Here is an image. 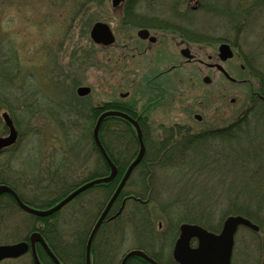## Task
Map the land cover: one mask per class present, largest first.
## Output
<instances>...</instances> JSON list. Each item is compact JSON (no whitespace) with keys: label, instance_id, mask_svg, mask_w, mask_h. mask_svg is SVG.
<instances>
[{"label":"rangeland","instance_id":"1","mask_svg":"<svg viewBox=\"0 0 264 264\" xmlns=\"http://www.w3.org/2000/svg\"><path fill=\"white\" fill-rule=\"evenodd\" d=\"M168 1L174 0H138L134 2H137L135 12L133 6L128 10L145 25L152 23L147 17L151 15L170 22L174 8L166 7ZM179 1L181 5L178 4L175 9L178 12L195 2ZM200 1L199 10L192 11L190 20L203 30L204 33L199 36H207L209 40L201 43L190 40L187 47L194 59L186 61V57L179 53L180 44L158 41L149 45L136 36L140 25L131 29L122 28L120 10H113L110 0H0V74L2 77L5 75L2 69H8L10 73L5 82L4 78L0 79V94L4 93L0 97V113L1 108L7 109L20 133L18 144L0 154V181H14L16 189L27 199L37 193L46 197L42 202L40 198L35 199L38 201L32 203V207L46 209L54 205L57 200L52 198L86 179L94 157L91 154L84 159L83 154L66 150L67 143L58 124L64 119V107L87 100L99 105L114 99H132L133 102L138 101L135 115L140 116L143 104L152 94L142 85L151 80L163 95L147 109L145 127L151 123L147 129L155 130L153 133L160 132L159 126L179 125L195 134L223 126L237 118L247 97L245 88L235 82H227L216 69L207 66L217 61L211 57L216 54L219 40L226 35L231 37L232 33L221 16L214 15L213 9L211 13L205 12L203 0ZM159 2L166 7L164 10L159 7ZM207 9L211 8L207 6ZM91 13L96 16L94 21L102 20L111 26L116 37L113 46L104 47L91 41L89 28L94 21L87 25ZM150 31L155 35L160 33L155 28ZM128 54L134 56L129 60ZM238 63V56H233L221 64L233 78L238 79L243 77L238 72ZM204 75L209 76V83L203 81ZM80 85L90 87L87 96L76 95L75 89ZM125 91L128 95L121 98L119 92ZM104 111L102 109L100 113ZM195 113L201 115L199 121L195 120ZM83 123L88 124L87 121ZM0 133H5L1 116ZM137 167L128 176L127 184L121 187L119 192L123 189L122 195L119 193L115 197L95 231L92 238V241L95 239L94 250L91 252V262L95 264H105L104 259L108 260V264H119L127 250L139 246L158 264L171 261L178 224L168 223L165 217L155 219L148 226V232L142 233L139 223L143 222L135 207L138 203L132 198L139 197L137 194L144 195V198L140 197L142 200L151 196L140 193L145 186L139 174H143L145 168ZM182 169L154 170L157 176L153 188L162 200L174 202L178 209L191 205L195 200L204 212L209 211L207 215L213 222H220L221 225L225 204L220 193L223 184L217 181L219 176L203 175L204 171L189 173ZM56 178L61 179L53 182ZM217 192L219 197H214ZM129 194L133 197H129L124 204L118 217L120 220L106 222L107 214L116 212L122 205L121 198ZM77 195L47 216L55 222L62 241H72L77 233L84 230L89 232L107 200L99 189ZM7 200H10L9 195L0 194V243L22 240L35 227H43L42 221L10 205ZM125 207L128 212H136V221L124 215ZM261 244L262 241H258L253 233L241 230L235 236L231 264H260ZM56 245L54 249L61 253L62 264H79L64 256ZM48 247L55 255L49 244ZM39 252L42 263L47 257L52 261L43 248H39ZM147 252L157 256V260ZM1 264H31V258L28 253L20 258L5 259Z\"/></svg>","mask_w":264,"mask_h":264},{"label":"trees","instance_id":"2","mask_svg":"<svg viewBox=\"0 0 264 264\" xmlns=\"http://www.w3.org/2000/svg\"><path fill=\"white\" fill-rule=\"evenodd\" d=\"M204 1L208 2L207 6L209 5L211 8L210 11L213 9L216 15L223 18L226 27H230V33H232L231 37L226 35L224 40L234 46L239 62L238 72L243 76L237 79L239 81L237 84L245 88L247 96L242 105L243 110L240 111L237 118L222 128L196 134L189 133L187 129V131L179 130L178 128L184 129V127L178 125L159 126V128L156 127V131L158 128L160 132L153 133L155 130L147 129V125L150 126L151 123L145 127L148 120L147 109L163 95L159 93L158 87L152 84L151 80V82L148 81L142 85L152 94L148 96L146 104H143V112L140 116L135 115L137 100L133 102L132 99L128 101L114 99L99 105H94L87 100L74 105L70 103L64 107V119L58 121V124L67 143V151L83 154L84 159L88 158L87 155L95 154L93 166L88 170L86 181L105 175L109 171V167L99 154L92 137V129L100 111L102 109H118L138 118L145 145V155L138 164V167L145 168L143 174H139L140 180L145 186L141 188L143 191L140 193L151 196L146 197L144 202L135 205L138 215L144 223H139L142 233L148 232V226L155 219L159 220L164 217L172 224L173 222L178 224L180 221H189L202 224L212 231L219 229L220 222H213L207 215L209 211L204 209L205 213L202 207H198L199 204L195 200H192L191 205L180 206L178 209L177 206H174V202L162 200L159 193L153 188L152 184L157 176L155 171L158 169L183 170L182 168H185L189 173L204 171L203 175L219 176L217 181L219 180L220 184H223L220 193L221 197H224L222 202L225 204L221 215H244L259 226V233L264 236V0ZM128 8L129 6L121 17L122 28L131 29L136 25L145 26L146 23L142 22L139 17H133ZM95 17L94 13H91L88 17L89 20L87 19V25L94 21ZM132 56L134 54H128L127 58L130 60ZM2 70L5 75L2 77L0 74V79L4 78L5 82L6 78L10 77V73L8 69ZM2 94L4 93L1 92L0 97ZM85 121L88 124H84ZM175 127H177L176 131H174ZM98 133L104 149L117 166V174L114 178L93 187L99 189L101 194L108 198L120 180L126 164L136 154L138 143L133 126L117 116L104 117ZM56 180L55 182H57ZM122 193L120 194L122 195ZM217 193L218 195L214 197H219V192ZM137 196L139 199L140 197L144 198L143 194H137ZM209 204L211 203L206 205ZM154 211L157 213L156 216H154ZM124 215L132 217V220L136 221V212L133 210L128 212L127 207H125ZM118 217L116 219H119ZM49 218L51 217L37 218V221H42L41 223L44 225L34 229L41 232L61 262V253L54 249L56 243L64 256L72 258L79 264H85V245L89 232L84 230L77 233L72 241H62L55 222L50 221ZM255 235L258 236L257 233ZM257 239L259 240V237ZM53 240L56 241L55 245ZM94 240L92 250H94ZM149 254L155 259L157 258L154 254ZM48 259L47 257L46 263L43 261V264H54ZM106 260L104 259V263L108 264L109 262ZM92 264L95 263L92 262ZM125 264L149 263L140 257L133 256ZM159 264L166 263L160 262ZM168 264L177 263L172 260Z\"/></svg>","mask_w":264,"mask_h":264},{"label":"water","instance_id":"3","mask_svg":"<svg viewBox=\"0 0 264 264\" xmlns=\"http://www.w3.org/2000/svg\"><path fill=\"white\" fill-rule=\"evenodd\" d=\"M119 1L120 0H112V5L113 6L117 5ZM137 34L141 38H145L148 32L145 29H141L137 32ZM90 37L94 42L102 43L105 45L112 43L114 40V36L112 35V32L109 26L102 21H97L93 23L90 29ZM150 40L153 41L154 38L150 37ZM182 53L186 56H189L188 49H182ZM232 54H233L232 50L227 43L223 42L219 44L218 56L221 60L230 58ZM217 68H219L220 70H223L219 64H217ZM203 80L205 82H209V77L205 76ZM88 91H89V88L85 86H80L77 88V93L80 95H84L88 93ZM107 115H118L132 122V124L136 128L137 139L139 142V149L134 159L130 162V164L126 168L113 194L110 196L103 210L99 214L96 222L91 228V231L89 233V236L86 242L85 264H90V246H91V241L95 234V231L97 230L98 226L103 220V217L106 215L113 200L115 199V197L118 195L119 191L121 190V187L124 185L125 181L127 180L130 172L137 165V163L141 160L144 154V145H143L142 138H141L140 128L135 120H133L131 117H129L127 114L123 112L113 111V110L105 111L99 115V117L96 120L95 126L93 128V139L99 151L101 152V154L103 155L107 164L110 167L109 174L105 177H99V178L90 180L80 185L79 187L71 191L69 194H67L64 198H62L55 205L49 208L37 209V208L31 207L25 204L24 202H22L17 196V194L9 186L5 184H0V194L3 192H8L9 194L13 196L15 201L18 203V205L23 210L31 214L38 215V216H46V215H50L51 213L59 209L63 204L69 201L72 197H74L76 194H78L80 191L84 190L85 188L89 187L90 185L109 181L115 176L116 167L108 158L98 138V128H99L100 122L102 118ZM2 117L5 121V124L8 126L9 133L6 136H0V149L13 143L16 138V131H15V128L8 114L6 112H3ZM195 117L197 119H200V116L198 114H195ZM240 225L250 228L254 231L258 230V226L255 223H253L251 220H249L248 218L240 214H231V215L226 216L218 232L209 231L206 228L202 227L201 225L195 224V223H187V222L181 223L179 225V236L177 240L175 241V244L173 247L172 257L179 264H230V257H231L232 247H233V236H234V233L237 227ZM191 238L197 239V245L194 247L190 246ZM35 242H39L41 244V246L46 251V253L49 255V257L52 259L54 264H61L58 258L50 250V248L48 247V245L46 244L42 236L36 231L30 233L29 242L23 240V241H19L15 243L0 244V260L3 258H7V257L19 256L25 251H27L28 248L30 247L31 252H32L33 262L35 264H41L35 252V248H34ZM262 249H263V252H262L263 254H262V260L260 264H264V240H263ZM131 256H139L147 260L151 264H158L152 258H150L147 254H145L142 250H139V249H131L128 252H126V254L122 257L120 264H125L126 260Z\"/></svg>","mask_w":264,"mask_h":264},{"label":"flooded vegetation","instance_id":"4","mask_svg":"<svg viewBox=\"0 0 264 264\" xmlns=\"http://www.w3.org/2000/svg\"><path fill=\"white\" fill-rule=\"evenodd\" d=\"M134 2L135 1H132V0H123L122 1L123 8L127 9V7L130 6L131 4H134ZM142 2H144V0H142ZM196 3H197V8H198L200 6V3L198 0H196ZM159 4H161V2H159ZM178 4L181 5V2L179 0L175 2V5H178ZM187 8L188 9L191 8L190 10H193V11L197 9V8L192 9V6H188ZM152 11H154V9H152ZM186 13H188V11H186L184 9L182 12H178V11L174 12L172 14L171 20L169 19L170 22L169 21H163V20L159 19L158 16H156V15L147 16L148 18H151V20H149V21L152 23L147 24L145 26H140L138 28L147 29L149 31L150 35L155 36V41L153 43L149 42L148 37H147V39H141V40L146 41L147 44H149V45L157 43L158 41L160 43L162 42V44H167L168 42H174L176 45L180 44V48L181 47H187L191 41H194V42L199 41L200 43L203 42L202 40H199L203 37H197V36L193 35L192 25H191V22L188 20ZM157 20L161 21V23L158 22ZM151 28H155V29L160 30V33H156V35L151 33V31H150ZM193 59H191V60H193ZM191 60H189V61H191ZM214 63L215 62H211L207 66L211 67V68L212 67L215 68V66H213ZM33 196L34 195H31L30 200L36 199ZM35 246H36V249L39 248L38 243H36Z\"/></svg>","mask_w":264,"mask_h":264}]
</instances>
